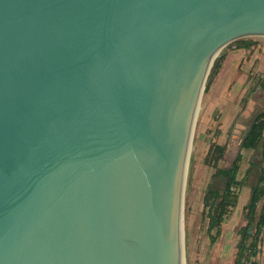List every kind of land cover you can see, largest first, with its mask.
I'll use <instances>...</instances> for the list:
<instances>
[{"label": "water", "instance_id": "95a60500", "mask_svg": "<svg viewBox=\"0 0 264 264\" xmlns=\"http://www.w3.org/2000/svg\"><path fill=\"white\" fill-rule=\"evenodd\" d=\"M246 38L264 0H0V264H185L197 115Z\"/></svg>", "mask_w": 264, "mask_h": 264}, {"label": "rangeland", "instance_id": "374dc122", "mask_svg": "<svg viewBox=\"0 0 264 264\" xmlns=\"http://www.w3.org/2000/svg\"><path fill=\"white\" fill-rule=\"evenodd\" d=\"M246 39L253 41L257 38ZM235 49L236 44L233 43L229 48H225L220 55ZM252 78L253 76L250 80ZM253 88L245 94L246 101L250 94L255 91ZM210 89L211 85L209 87L208 79L197 115L189 155L183 207L185 264H232L236 256V245L240 241L239 232L246 225L242 206L248 203L250 195L247 190H244L240 201H238V207L236 206L237 208L231 210L225 218L220 234L216 236V231L209 232V220L204 207V197L213 182L216 169L207 163V156L213 145H220L218 141L222 134L220 129L221 114L217 109L209 108L208 105ZM228 140L230 141V130L227 134V140H224L223 144V146H229V151L225 154V158L219 162L218 168L230 167L237 154L238 143L227 144L226 141ZM242 182V186L247 184L246 181ZM223 184L224 182H219L220 188L224 186ZM250 185L253 186L254 183H250ZM241 188L236 186L232 189L233 193L238 196V200ZM238 208L240 209L238 210ZM211 235L217 238L215 244L211 242ZM261 254H264L262 249Z\"/></svg>", "mask_w": 264, "mask_h": 264}, {"label": "crops", "instance_id": "0c3cea01", "mask_svg": "<svg viewBox=\"0 0 264 264\" xmlns=\"http://www.w3.org/2000/svg\"><path fill=\"white\" fill-rule=\"evenodd\" d=\"M253 41L260 43L249 50L235 49L226 54L222 68L211 84L208 105L209 108L217 109L221 114L220 129L222 134L218 141L221 146H223L224 140H227L229 130L230 141L228 140L229 142L226 141V143L231 145L238 143L255 117L264 111V91L258 85V82L264 78V38H257ZM251 76L253 78L250 80ZM252 87L255 91L246 101L245 94ZM241 153L242 160L238 180L246 181L247 184L242 186L238 201H240L242 191L247 190L249 195L251 194L252 188L258 183L261 171L264 170V135L263 141L257 149L245 150ZM240 174L242 175L240 176ZM250 183H254V185L251 186ZM245 206H242V210ZM261 207L262 204L259 205V211ZM235 249L236 255L237 245ZM261 249L264 251V230L259 245V254L255 258L258 264H264V254H261ZM235 257L232 264L235 262Z\"/></svg>", "mask_w": 264, "mask_h": 264}, {"label": "trees", "instance_id": "16d2710c", "mask_svg": "<svg viewBox=\"0 0 264 264\" xmlns=\"http://www.w3.org/2000/svg\"><path fill=\"white\" fill-rule=\"evenodd\" d=\"M233 44V43H232ZM236 49L249 50L257 43L252 40L242 39L234 42ZM231 44L227 47L229 48ZM226 53L220 55L215 61L209 77V87L222 68ZM264 91V79L258 82ZM264 135V111L259 113L253 120L250 130L244 139L241 151L257 149L263 141ZM226 147L213 145L207 156V163L212 165L216 172L213 175V182L209 186L205 197L204 207L209 220V232L216 231L220 234L221 226L231 210L238 204V196L232 189L236 186L242 187L243 182L238 180L242 153L236 158L235 164L228 168H218V164L225 158ZM219 182H224L220 188ZM262 207L259 211V205ZM244 218L246 225L240 230V241L237 244V252L234 264H258L255 258L259 254V245L264 230V170L255 187L252 188L250 199L244 207ZM211 235V242L215 244L217 238Z\"/></svg>", "mask_w": 264, "mask_h": 264}]
</instances>
